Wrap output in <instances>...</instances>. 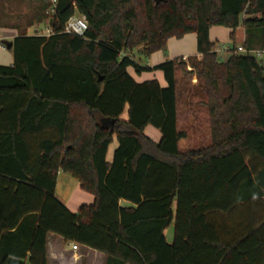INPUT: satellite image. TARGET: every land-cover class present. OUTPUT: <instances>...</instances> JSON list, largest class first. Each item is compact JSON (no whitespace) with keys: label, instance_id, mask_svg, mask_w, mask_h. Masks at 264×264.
Segmentation results:
<instances>
[{"label":"trees","instance_id":"obj_1","mask_svg":"<svg viewBox=\"0 0 264 264\" xmlns=\"http://www.w3.org/2000/svg\"><path fill=\"white\" fill-rule=\"evenodd\" d=\"M37 1L50 35L2 24L17 36L13 63L0 64V264H48L49 233L105 264H264V62L235 47L222 60L210 38L214 25L232 39L242 25L244 47L264 51V0ZM76 14L83 35L64 31ZM190 32L200 57L149 66L131 55ZM188 64L211 141L182 149L177 74ZM128 67L161 70L167 85ZM60 170L94 202L70 210L56 195Z\"/></svg>","mask_w":264,"mask_h":264},{"label":"rangeland","instance_id":"obj_2","mask_svg":"<svg viewBox=\"0 0 264 264\" xmlns=\"http://www.w3.org/2000/svg\"><path fill=\"white\" fill-rule=\"evenodd\" d=\"M0 1V24L8 25H20L21 28H26V32L33 34L36 31V28H41L47 23L40 22V17L42 14V2L37 0H3L2 5ZM44 20V19H43ZM32 25L29 27L27 25ZM221 29H224L221 27ZM224 31V30H223ZM229 42L233 43L227 33H219L218 48L219 58L224 60L229 54V50H226L224 45H227ZM238 41H241L240 39ZM2 43V42H1ZM232 45V46H231ZM230 46L233 47V44ZM139 49V48H137ZM2 52L7 51V48L4 47L1 49ZM260 60L264 62V51L260 54H254ZM178 80H179V93H180V108L182 112L181 121L179 124L180 128H189L188 137L182 139L179 143L182 149L189 147H199L210 143L211 137L210 132L208 131V126L204 122V117L207 116L206 108L202 109V106L199 104L200 95H197V85L199 80L196 75V71L192 70V66L188 64L187 69L178 71ZM192 102V103H191ZM197 116V118H196ZM191 126L193 128L191 129ZM146 133L152 134L156 140L160 139L161 131L149 125L146 128ZM159 138H158V137ZM115 142L117 139L115 138ZM69 177H72L68 174ZM74 179V178H72ZM75 181V180H74ZM74 186L69 185L67 190L72 192ZM79 189V188H78ZM76 188V195L83 193L82 195H89L88 193L80 192ZM81 195V194H80ZM78 202H86L81 196H76ZM174 231V225L166 230V235L169 240H171ZM84 254V255H83ZM50 264H102L96 255L88 254L87 256L83 253L82 248L79 247L77 252L66 251L64 254H54L53 258L50 261Z\"/></svg>","mask_w":264,"mask_h":264},{"label":"crops","instance_id":"obj_3","mask_svg":"<svg viewBox=\"0 0 264 264\" xmlns=\"http://www.w3.org/2000/svg\"><path fill=\"white\" fill-rule=\"evenodd\" d=\"M223 27L224 29H221ZM224 30V31H223ZM219 33H227L230 40L233 42H229L227 46H230L233 44V47H237L239 45H244L246 32L244 30V27L240 25L236 30V36L235 39H232L230 37L231 28L225 27V26H219L214 25L210 29V38L213 41H216L218 44L219 41ZM17 36V29L11 26H4L0 24V42L3 43V40H9L12 41ZM241 41H238V40ZM216 44V50L219 53L220 48H218V45ZM232 46V45H231ZM0 48V64H11L13 63V53L10 49L7 48V51L2 52ZM197 34L195 32H190L184 35L182 38H176L171 37L169 38L167 42V50H158L151 54L149 57H144L141 53L140 47L139 49H135L131 52V55L137 60L138 63L143 65H149L154 66L161 62H164L168 59H173L177 57H186L188 59L189 56L197 55ZM200 57V55L198 54ZM128 71L130 74L134 77V79L138 82H142L145 80L156 78L162 86H166L167 82L165 80L163 71L161 70H152V71H143L141 73H137L133 67H128ZM127 110L122 114L123 119H127ZM149 126V125H148ZM147 126V127H148ZM146 127V128H147ZM145 128V133H146ZM193 126H191V129ZM209 131V129H208ZM149 135L153 140H156L152 134L146 133ZM190 134V133H189ZM158 137V136H157ZM115 138L117 139L116 135H114L113 141L109 145L108 152H107V160L111 161L113 157V153L115 148L118 146V140L115 142ZM159 138V137H158ZM161 138V136H160ZM209 144V143H208ZM193 148V147H192ZM69 173H66L62 170L58 172L57 176V185H56V195L57 197L65 203L68 208L74 212H76L82 204H91L94 202V195L88 193L89 195H82L83 193H79V195H76V188L80 189V192L83 190L80 187L79 181L74 178L71 174H69L72 177L68 176ZM74 178V179H72ZM75 180V181H74ZM69 185L74 186V190L72 192L68 191L67 188ZM78 189V190H79ZM82 190V191H81ZM81 194V195H80ZM76 196H81V198L86 202H78L76 199ZM120 204L123 206H134L135 204L131 201L120 199ZM174 232V231H173ZM173 238V235H172ZM171 238V240H172ZM80 248H82L83 253L87 256L88 254L96 255L98 259L101 261L102 264H105L106 262V256L104 253L97 251L93 248L80 245ZM47 250H48V264H50L51 259L53 258L54 254L60 255L64 254L66 251L70 252H77L78 250H73L71 247V242L65 241V239L55 233H49L48 235V242H47ZM84 255V254H83ZM26 264H30L28 259H26Z\"/></svg>","mask_w":264,"mask_h":264},{"label":"built area","instance_id":"obj_4","mask_svg":"<svg viewBox=\"0 0 264 264\" xmlns=\"http://www.w3.org/2000/svg\"><path fill=\"white\" fill-rule=\"evenodd\" d=\"M88 29V22L87 19L84 15L76 14L71 16L64 27V31L68 33H75L78 35H83L85 31ZM53 32L52 28L49 25H45L44 27L41 28H36L35 33L36 34H46L50 35ZM6 47L4 43L0 42V48ZM226 50H230L232 47L224 45ZM236 52L240 53H248V54H257L260 55L263 50H254V49H247L244 47V45H239L235 47ZM184 60H187L186 57H183ZM71 247L73 250H78L80 245L78 243H71Z\"/></svg>","mask_w":264,"mask_h":264},{"label":"water","instance_id":"obj_5","mask_svg":"<svg viewBox=\"0 0 264 264\" xmlns=\"http://www.w3.org/2000/svg\"><path fill=\"white\" fill-rule=\"evenodd\" d=\"M3 43L5 44V46H6V48H10L11 47V41H9V40H3Z\"/></svg>","mask_w":264,"mask_h":264}]
</instances>
